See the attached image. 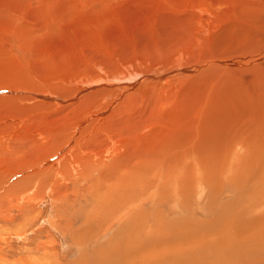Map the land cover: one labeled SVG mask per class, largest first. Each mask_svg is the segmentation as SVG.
Here are the masks:
<instances>
[{
	"label": "rangeland",
	"instance_id": "374dc122",
	"mask_svg": "<svg viewBox=\"0 0 264 264\" xmlns=\"http://www.w3.org/2000/svg\"><path fill=\"white\" fill-rule=\"evenodd\" d=\"M111 1L113 0H109L108 2H103L101 0H97V1L93 0V1H90L89 3L88 0H80L79 3H76V8H74L75 10L74 14L77 15V19L75 20L77 23L72 19L73 13L72 14L70 13L68 6L55 5L56 10L52 15L56 18L57 22L54 23L51 20L49 21V22H52L50 23V26L48 27L46 25L47 27H45L42 23L43 20H41V22L36 20L38 23V26L36 25L33 26V24L31 26L29 25L28 28L32 27L31 30H35V32H38L35 36H33L34 33L32 35L33 31L29 30L28 28L26 29L25 27H21L18 29L19 33L23 34V38H24L22 39L23 41L21 43L15 42L16 40L9 39L10 36L8 35H4L3 40H2V37L0 36V41H1L0 42L1 43L0 44L1 45L0 46V75L1 77L4 76L2 83L6 85L7 88L17 89L16 86L19 84V81H26V80L31 81V83L38 80L41 84H44V86L45 85L47 86L46 83L49 84V82L50 83L53 82L52 84H54V82L57 81V84L60 85L57 79L58 78L61 79L62 78L61 76H63L64 78H69L72 76H74V78H81L84 75H89V77L92 75L93 78H96V77H102L104 75L108 77L111 74L110 77H116V76L123 77L126 74H128L126 73L127 71L128 72L129 70L133 71L132 66L134 67L137 64H139L137 63V61L140 62L138 57L140 55H143V53L145 54L148 53L147 57L151 60L150 64L152 66H153V62L156 63L155 65L159 66V64L157 63V60L161 61L163 60L162 58H164V60L166 61V58L169 56V51L171 50L170 48L175 44V42L177 43V38L179 37H177V35H175L176 37L173 36L172 38L164 37L165 32L168 30L171 31L172 29L177 30L178 28L183 27L186 24V22L184 21L186 16L184 17L183 14L175 10L174 7L169 6L168 5L169 0L167 1L166 0H163V1L162 0L161 1L160 0H123L122 2L121 0H118V1L114 0L115 3L114 2L112 3ZM164 1H166V4L163 3ZM178 1L179 0H177V3ZM92 3L94 4L95 7L92 6L93 5ZM82 4H84V7L82 6ZM38 8H40V5L37 7H34L33 9L37 10ZM215 8L218 10L217 13L223 15L224 18L230 17L232 19L233 24H235L237 27H240V23L242 21V16H241L242 14H249V13L255 14L256 13L264 18V0H215ZM30 13L31 12L29 13L26 12V15L27 16L29 15L32 18H34V15L32 13L31 15ZM101 14L103 15L101 16ZM82 15L87 16L83 18V23H82L83 25L81 24ZM105 17L109 21V23L111 22L110 24L108 23L107 20H105V22L107 23L103 24V20L105 19ZM234 18H237L238 21L237 22L234 21ZM22 20L25 21L27 19L25 16H23ZM140 21H141V24H139ZM56 23L59 25L58 27L54 26L56 25ZM148 24H150L151 26L150 25L148 26ZM80 25L83 26L84 28L80 27ZM140 26L144 30H140L141 29ZM145 26L146 27L148 26L149 28L147 29L145 28ZM33 28H36V29H33ZM146 30H149V31H146ZM28 31L29 32L31 31L30 34ZM132 31L133 32L135 31V32L133 33ZM146 32L151 33V35ZM137 33L139 35H137ZM145 33L147 34L146 36H145ZM135 34L138 37L134 36ZM28 36H30L31 38ZM154 39L155 41H152ZM203 40H204V43L202 45L206 43L205 38ZM143 41H145L146 43ZM221 42L222 41H220L219 43ZM154 43H157V44L155 45ZM9 44H10V47H9ZM12 44H14L15 46H12ZM159 46H162V47L160 48ZM136 47L138 48L136 49ZM118 51L120 53V54L118 53L119 55H117ZM136 51L138 52L137 53L139 55L138 57L135 54ZM201 51L205 56L215 55L218 53H221L223 56H227V53L220 51L217 47L204 46L201 49ZM127 52H130V54L132 53L133 55H130ZM196 56L198 55L195 54L192 57H188L190 60L188 61L184 60L182 61V63L183 64L185 63V65L190 64L192 63L191 61L195 59L193 57H196ZM113 57L115 59H113ZM141 58L144 59V55L141 56ZM106 59L107 61H105ZM117 62L120 65L119 67H117L118 66ZM120 62L121 64H124L125 62L127 63L130 62V63L128 65H125L124 68L120 69L121 67ZM95 63H98L100 68L102 67L101 68L102 71L105 73H103L102 71L98 72L97 70H101V69H97L99 68V66L96 67L95 65L97 64ZM104 65H106L107 68L109 67V71L111 70L110 67L112 68L114 66L116 69L113 68L112 70L114 71L115 69V71L120 72V73L118 74L117 72L115 73L113 71H110L111 73L110 72L108 73L107 72L108 69L107 71H104L106 69V66ZM256 67L257 68H255L254 70L252 69V70L245 71V73H243L239 77L241 80H239V83L237 84L235 83L236 86H239V87H236V89L233 87L234 86L233 82H237L235 80H225V83L223 81L219 83L218 82L219 79L217 77L216 78L214 77L215 80L217 79L216 82L218 84L214 80L213 81L215 83L211 81L213 77L212 79L208 80L212 82V84L213 83L214 84L212 85L209 82L211 87L207 84L208 90L206 93L205 92L203 93V97H205V100L201 102L199 101L203 105H200V103L198 102L199 103L198 105L200 106V108L196 104V108L194 107L192 110L196 113V115L198 114L196 116V120L198 119V121H196L195 123L196 129H194L195 127H193L194 126L192 125L193 123L190 125V123L186 122L187 120H185V118L188 117V115L186 116L185 114L189 113L190 110L184 113L186 109L184 108L185 109L184 110L182 107H180L187 103L185 100L181 104H178L176 106L177 109L179 107L178 111L176 110L175 107H173V105L172 107L168 106L162 110L160 108L159 110L161 114L163 115V117L166 118V120L165 118L164 120H161L163 119V117L160 118V120L156 119L155 123L153 122V126H155L154 129L152 128L151 125H149L150 127L146 131V134H149L148 135L149 138L147 139L151 138L150 139L151 141L149 140L150 142H149V148H148V150H150L149 151L150 153H154L155 151H156L155 153L160 152V151H157L158 150L157 143H159L158 146H160L161 144L164 150L166 149L167 146L171 145L172 147V144H173L174 149L172 147V149L168 151L171 153L174 152V154L177 155L175 151L178 150V153L180 154L181 150L179 149L180 148L179 144L184 142L187 139H190L188 136H186V134H188L190 130L191 132H194V136L196 139L193 138V141L194 139L196 140L194 141L196 143V146L200 144L203 145L202 148H203V152L205 151V153L203 154L202 152L201 153L198 152L199 155H196L197 156L196 163L199 162V164L197 165V167L199 166V168L196 167V172L198 173L197 174L198 177L194 180V183L192 185L193 195L191 197H188V198L185 197V194L187 195L188 193L186 191L188 190L189 187L188 185L183 184L185 181L184 180L185 178H183L185 177V174L183 173L182 174L183 179L180 180V183L177 189L181 190V187H182L183 192H185L184 195L182 191H178L177 193L173 192V188L172 187L170 188V185L168 187V184H170L168 183L167 188L164 190L165 195H166L164 196V200H165L164 205H160L159 209L155 208L153 211H151L152 204L154 206H157V205L155 204V202L152 200L151 197H144L138 200L139 202H143L145 200V202L142 203L140 207H134L126 212L117 211L119 215L118 217L117 215H113V216L109 215L107 212V208L108 209H113V208H110L108 204L106 203V201L111 200L110 193L114 195V193L117 190V187L112 186V183H114L115 179L119 177L128 180L129 174H130L125 169H123V167L115 168L114 164L112 165L113 168H110L109 163L112 162L111 159L109 160L100 159V165H98L97 163H92L91 160H86V161H83V167L82 166H80L81 168L77 167L79 170L74 171L72 169L71 172L67 171L66 173H63L60 179L62 183L59 184L60 190L59 188H57L56 191L58 190V192L55 195L53 194L54 191L51 192L50 190H46V186L50 185V176L44 180H40L41 187H38L36 185L34 186V188H31L32 186H30V184L34 182L27 180V183H24L27 185H24V189L22 190L24 192L23 194H25L26 196H29L31 192L33 191L34 199L31 200L30 204L28 202L22 201L21 197H18L19 199L18 201L15 195H12L10 197V198L15 197L12 201H10L12 205L7 203L4 209L3 205L0 204L2 208L0 209V264H103V263L106 264V262L107 264L108 263L109 264L110 263L111 264L112 263L113 264H134V263L135 264L137 263L138 264H180L179 262L178 263L177 262L171 263V261H169L168 263L164 262L163 258L159 257V255L156 253L154 249H152L150 253L147 250L143 252L142 248L140 247L139 249L138 247L140 244L139 242L141 241V239L148 237L149 239L144 240L141 244L145 248H156L164 244V241H165L164 236L166 235H164L163 233L173 234V232H176V233L180 232V233H189L190 234L189 236L191 235L197 236L196 235L197 233L195 234L190 233V231H193V232L201 231L202 234H211L210 235L211 237H208V238L207 236L205 237L199 236L201 237V239H205L208 241H213V240L221 241V236H225L224 232L226 234L227 229L229 231L231 228V232L233 231L231 226H233V228L235 227L234 222L239 220V222H244L247 225L249 222L253 221L252 219L254 217L256 219L257 215H261L263 217V214H264V195H263L264 194V138H263L264 137V132H263L264 131V117H263L264 102L261 101V105L263 106H261L262 110L259 111L260 101L257 102L256 99H259V97L263 95L262 94L260 96V94L264 92L263 89L261 90L262 92H260V87H259L260 82L264 81V69H260L262 68V66L260 68L258 66ZM117 68L120 70L118 71ZM86 73H91V75L86 74ZM56 75H58L57 78H56ZM214 75H219V74L216 73ZM5 76L9 77V79H7ZM250 76H252L253 78L258 77L256 80L257 83L254 80L255 83L253 82L252 85L246 86L248 88H244L246 82L247 83L252 82L249 80ZM49 77L53 80H51ZM241 83H242L241 86L243 88L240 86ZM54 85H56V83ZM156 86H157L156 88H158V85ZM214 86L216 89L214 88ZM71 88L69 89V92H72L73 90H75L73 87ZM211 90H212V94H211ZM214 90H216V92ZM50 92L51 94L55 93L54 95L56 96L60 93L59 91H54V93H52L53 91L49 90V93ZM231 93H233V95ZM5 94L6 93H0V97L6 96L5 97L6 99L0 98V113H1L0 114L1 116L0 117V123H1L0 129L2 127L1 129L2 131L0 130V142L1 141L2 142L0 144H5V148H4L5 150L3 152L7 151L11 145L13 146V147L11 146V148L9 149V151L11 150L12 152L10 151L9 152L10 154H7L6 159L4 160L7 162L8 166L15 165L17 167L19 166L21 167L23 165V162H27L28 159H31L34 157L35 152L32 151V149L35 148L36 150L37 147L35 145H26L25 146L26 147L25 149H27L26 152H24L25 149L22 151L17 150V147L18 149L19 147L20 148L24 147L22 144L26 142L27 139L28 141H31L32 135L29 133L30 130L32 129L37 130L42 124V123L38 124V122H35V121L36 120L39 121L40 117L41 118L44 117V116H41L42 113L44 115L54 114V111L52 110L54 109L56 110V107L54 105L46 104L43 102L44 104L47 105L46 107L44 105V107L46 108L45 109L43 107V104H39L40 101L35 100L33 97H31L32 95H29L28 93H25V92L17 91L16 93H14L15 95L13 94L5 95ZM67 94L68 92L61 93V95H63L62 97H65ZM156 94L157 93H155L154 95L152 92L150 100L152 99L153 95L154 97L157 96L156 98H161L159 95H156ZM25 95H29L30 97L27 96L26 98ZM61 95L59 94V96ZM249 98L251 100L255 99L256 101L255 104L258 107V109L254 108V110H252L253 112L257 109L256 110L257 113L254 112L252 114V113H249L251 111L248 112L250 115H252L251 116L252 118L250 120L252 121L254 117L256 118L259 117V119L263 120L262 122L258 124L259 126L255 125L254 128L251 127L253 126V124H251V126H247V124L249 125V122L245 121L244 120L245 117H243V115H246L245 110L243 108V105H239L240 102L241 104L243 103L245 105H248L247 101H250L249 103H251L252 101ZM120 99H121L120 100L121 102L117 101L116 104L111 107L112 110H114L115 108H118L119 105L123 102V100L125 103L126 99L124 97H121ZM142 101L144 102V99H137V101H135V103H140V104L139 106L135 107L134 111L144 107V103ZM235 102H238V103H235ZM151 103L152 102L149 101L148 108L150 107ZM221 103L223 105H221ZM38 104L42 106H39ZM35 105L37 106L36 109L39 108L38 112L35 113L34 111H32L30 113L29 109L27 108L34 110V108L36 107ZM29 106H32V107H29ZM193 106H195V104ZM48 107L52 109L50 110ZM191 107L192 105L190 106L189 109H191ZM156 108H159V107H156ZM230 108L231 110H233L232 112L231 110H229ZM154 109L155 108L152 107L151 109L152 113H155ZM196 109H198L197 112H196ZM226 109L227 111H225ZM27 110L31 117L28 115ZM157 110L158 109H155L156 113H158ZM23 111H24V114L27 113V116H29L30 118H27V116L23 114ZM55 113L56 115L54 117L52 116V119L53 118L55 119L60 116L58 113V110ZM237 113L239 116L237 115ZM22 114L26 117V119H24L25 117H23ZM254 114H257V116L256 115L253 116ZM35 115L37 118L38 116H40L38 118L39 120L35 119L36 118ZM2 116L4 118H2ZM180 116L182 118H180ZM247 116L248 115H246V117ZM22 117L25 122L23 123V121H21L20 125H18V123L16 125V120L18 121V119H21ZM239 117L243 119L241 118L239 119ZM248 118L249 117H247V119ZM256 118H254L253 120H256ZM32 119L34 120L33 124H31ZM220 119H222V121H219ZM174 120H176L175 123L177 124H175L174 122L172 123V121ZM219 122L221 124L223 122V125L219 124L220 125L219 126L218 125ZM35 123L37 124L35 126L36 128L33 127ZM123 123L124 122H122V124ZM226 123H228V125ZM242 123L243 124L246 123V124L243 125ZM149 124H152V123H149ZM23 125L29 128L28 133L30 136L28 135V133H25V132L21 133V131L25 129L24 127L20 129V127ZM30 125L32 126L31 129H30L31 127ZM87 125L88 124L82 126V128L84 129ZM188 125L190 127L191 126L193 127V128L192 127L189 128V131L187 128L189 127ZM12 127L15 129H13ZM27 127L25 130L28 129ZM158 127H160V129ZM255 128L257 131L255 130ZM162 129L164 130L163 132L161 131ZM192 129L196 131H193ZM247 129H249V131L251 130L250 133ZM80 130L81 129H79L78 132H76V135L79 133ZM254 130L257 133H255ZM151 131H153V137L152 135H150ZM19 132L21 134H19ZM136 132H140L139 129L138 130L134 129V133ZM14 133H18V135L20 136H18L17 138L16 134ZM237 133H238V136H237ZM208 134H212V135H208ZM23 136L24 137L27 136V137L24 138ZM69 136H73L72 130L71 132H69ZM171 140L174 142L169 143L171 142ZM21 141L23 142L21 143ZM197 142H200V144ZM214 142L215 144H217L216 146H214L215 145ZM221 142L222 144H220ZM17 143L19 145H17ZM27 143H24V144H27ZM210 143H211V146H210ZM142 144H147V143H142ZM177 146H179V148H176ZM205 146L206 148H204ZM187 147L188 145H184L185 149ZM211 147L214 148V150L212 148V152L216 151V154L215 152L214 153L211 152ZM13 148L16 150V152H14L15 150H13ZM218 148H219V151H218ZM227 151L229 152L227 153ZM14 154H15L14 158L16 159L14 162L16 163V161H19L18 165L17 163L14 164V162L12 164H9V159L12 161V159H14L12 157ZM10 156L12 158H10ZM202 156H206L207 158L206 157L203 158ZM0 157L2 158V155ZM185 157L182 158L181 160L184 159L186 161L187 156ZM174 158L175 157L172 154H170L168 158L169 162L167 163L169 164L167 165L168 167L166 166V169L168 168L166 170L167 174L165 173L167 179L169 175L172 173V171L170 170V167L172 165L171 163L176 162ZM54 160L55 159L52 157L51 160L49 159V163H52ZM42 168L43 167L41 165H38L37 163L34 169H31V170L25 169L18 176L11 175L5 178L4 176H2L0 178V185H1L0 188H2L0 189L1 190L0 193L4 194V191H5L4 189H6L9 184H10L9 186H11V184L14 183L13 181L16 182V180L18 179L20 180L22 176H26V175L32 176L33 173H35L36 171ZM197 170H199V172ZM7 171L8 170H6L5 173ZM102 173L103 175H101ZM101 176H103L102 177L103 179L101 178ZM233 186H236L237 189L235 190ZM110 187H111V190H110ZM249 188L251 190H248ZM38 189H40V192ZM239 190L240 191L243 190L244 192V194L242 193L243 196H238L240 195ZM36 191L39 194L36 193ZM245 192L247 193L245 194ZM172 193L175 196L171 195ZM255 194H257V196ZM38 195L40 196L37 197ZM17 196H20V194L18 193ZM236 196L238 198L242 197L239 200L240 202L237 200L238 205L242 203L241 206L239 205L240 209L237 210L240 212H236L235 210L227 211L228 209L227 202L231 203V201L234 200ZM188 199L191 200V203L190 205H188V209L186 210V212H183V209L186 208ZM155 201L159 203V200L157 197H155ZM218 203H222V204L225 203L226 205L216 206ZM244 204L246 206H244ZM222 207L223 209L225 208L224 211L226 210L223 213V216L222 215L220 217L216 216L220 214V210L222 209ZM246 207L248 208V210L246 209V211L243 212L242 214L241 210H243ZM99 208H101V210H103L105 214H101L100 217H94L90 214V211H93V210L99 211L100 210ZM234 212L237 213V216H239V218L236 217V214H235L234 215L235 219L233 221ZM134 216L140 217V219H144V222L142 223L135 222V225L133 228L134 230L131 231L132 233L129 232L130 234H128L124 227L125 217L135 218ZM159 217H161V219H159ZM218 217L221 219V222L219 225L222 226V227L219 226V228H218V224L216 223L217 219H219ZM146 219L150 220L148 224L150 226L149 232H148L147 227L144 229L145 231L142 230L144 227H142V229H139L140 231L142 230L143 233L142 231L134 232L137 227L145 223ZM183 219H186V220H183ZM258 220L259 219L257 218L255 220L256 223L254 222L255 224L253 223L247 229H244V226H243V229H241L240 231L238 232L233 231L232 233L233 238L239 235L242 237V238L241 237L239 238H241L242 241L245 243L252 242L251 244H255L256 246H259V245L262 246V244L264 243V237H263L264 218L261 221H258ZM196 221H202V224H197ZM88 223L90 224V226H88L89 225ZM227 223L230 225H228ZM157 236H161V238L159 240H154ZM86 237L87 239H85ZM212 237L213 238L215 237V239H212ZM216 237L218 240H216ZM229 241L233 242L234 239H229ZM115 242H117L115 244L116 247L114 245ZM118 242L121 244H119ZM171 242H174V241H171ZM178 242L176 244V248H177L176 250L177 251L180 250L179 251L180 255H185V253L186 255H188L187 252L191 250L192 247L189 245H187L189 246L187 247L185 241H178ZM232 242L230 243V246H233ZM141 252L142 254L140 255L139 253ZM127 253L129 255L128 257L126 256ZM207 253L209 254V251H207ZM207 253L205 254L208 255ZM163 254H165V250L162 252V255ZM124 257L127 259H125Z\"/></svg>",
	"mask_w": 264,
	"mask_h": 264
},
{
	"label": "bare ground",
	"instance_id": "6f19581e",
	"mask_svg": "<svg viewBox=\"0 0 264 264\" xmlns=\"http://www.w3.org/2000/svg\"><path fill=\"white\" fill-rule=\"evenodd\" d=\"M88 1L90 3V1H93V0H88ZM94 1H97V0H94ZM101 1L108 2L109 0H101ZM122 1L123 0H121V2ZM166 1H164L163 3L166 4ZM79 2H80V0H0V36L2 37V40H3V36L8 35V36H10V38L8 37L9 39L16 40L15 42L21 43L23 41L22 39H24V38H23V34L19 33V31H18L19 28L25 27L27 29L29 27V25L31 26L32 24H33V26H35V25L38 26L37 21L41 22V20H43L42 23L45 27L50 26V23H52V22H49V21H51V20L54 23L57 22L56 18L52 15L56 10L55 5L68 6L70 13L71 14L73 13L72 19L75 21L77 19V15L74 14V11H75L74 8H76V3H79ZM111 2L113 3L114 0ZM39 5H40V8H38L37 10L33 9L34 7H37ZM168 5L171 7H174L175 10H177L181 14H183L184 17L186 16L185 20H184L186 22V24L183 27L178 28L177 30L172 29L171 31L168 30L165 32L164 37L172 38L173 36L177 35V37H179V38H177V43L175 42V44L170 48L171 50L169 51V56L166 58V61L164 60V58H162L163 60H161V61L157 60V63L159 64V66L155 65L156 64L155 62H153V66L150 64L151 60L147 57L148 53L147 54L143 53V55H144V59H143V58H141V56H143V55L139 56L137 54L138 52L136 51L135 54L137 55V57L139 56L138 59L140 62L137 61V63H139V64H137L134 67L131 64L133 71L128 69L129 72L128 71L126 72L128 74H126L125 76H123L124 75L123 74L122 75L123 77H118V76L110 77L111 74L108 77H106L103 74L104 76H102V77L93 78L91 73H86V74H90L92 77L91 76L89 77V75H84L81 78H74V76L69 77V78H64L63 76H61L62 77L61 79L60 78L57 79L59 81L60 85L57 84V81H55L54 84L56 83V85L52 84L53 82L52 83L49 82V84L46 83L47 84V86L45 85L46 87L44 86V84H41L38 80L35 82H32V83H31V81H27V80L26 81H19V84L16 86L17 89H11V88H7V86L2 83L4 76L1 77V75H0V93L15 95L14 93H16L17 91H21V92L28 93L29 95H32L31 97H33L37 101H40V103L39 102H37V103L43 104V107H44V105L46 107L47 106L46 104L54 105L56 107V110L55 109L52 110V111H54V114L44 115L42 113L41 116H44L42 118L37 115L38 118L40 117L39 118L40 120L42 119L41 120L42 122L35 115V117H36L35 119L39 120V121L36 120L35 122H38V124L42 123L43 126L41 124L39 129L30 130L29 133L32 135L31 141H28V139H27L28 143L26 141L24 143H27V144H24V143L22 144L24 147H22V145H21L22 148L19 147V149H18V147H17V150H19V151L24 150L26 148L25 147L26 145H35L37 147L36 150H35V148L32 149V151L35 152L34 157L31 159H28L27 162H23V165L21 167L20 166L17 167L15 165L8 166L7 162L4 160L6 159L7 154H10L9 152L11 150L9 151V149L11 148L12 145L9 143L11 145V146L9 145L10 148L8 150L6 149L7 151L3 152L5 150L4 149L5 144H0V156L2 155V158L0 157V178L2 176H4V178L11 176V175L18 176L25 169H29V170L34 169L36 167L37 163H38V165H41L43 167L42 169L33 173L32 176H30V175L22 176L20 180L18 179V180H16V182L13 181L14 183L12 182L13 184H11V186H9L10 185L9 184L8 187L6 189H4L5 191L3 190L4 194L0 193V204L3 205L4 209H5V205L7 203L12 205L10 203V201H12L15 197L17 199H18V197H21L22 201L28 202L29 204H30L31 200L34 199L33 191L31 192V194L29 192V194H30L29 196H26L25 194H23L24 192L22 189H24V185H27V184H24V183H27V180L34 182V183L30 184V186H32L31 188H34V186H36V185L38 187H41L40 186V180H44L50 176V185L46 186V190H50L51 192L54 191L53 194L55 195L58 192V190L56 191V189L59 188L60 187L59 184L62 183L60 180L62 174L66 173L67 171L71 172L72 169L74 171L79 170L77 167H80V166L83 167V161H86V160H91L92 163H97L98 165H100V159H102V160L111 159L112 162L109 163L110 168H113L112 165L114 164L115 168L116 167H118V168L123 167V169H125L127 172L130 173L128 180L119 177V178L115 179L114 183H112V186L117 187V190L114 193V195H112V193H110L111 200L106 201L108 206L110 208H113V209L107 208L108 214L112 215V216L117 215V217H118L119 215H118L117 211L126 212V211H128L134 207H140L141 204L145 202V200L143 202H139L138 200L141 198H144V197H151L152 200L157 205V206H154L152 204L151 211H153L155 208L159 209V206L164 205V202H165L164 196H166V195H165L164 190L167 188V184L170 183V184H168V187L170 185V188L171 187L173 188V192H175V193H177L178 191L183 192L182 187H181V190L177 189V187L180 183V180L183 178H185L184 179L185 181L183 180L184 181L183 184L188 185V187H189L188 190L186 191V192H188L187 195L185 194V192H183V195L185 194L186 198L191 197L193 195L192 185L194 183V180L198 177L197 176L198 173L196 172V167L199 164V162L196 163V161H197L196 155H199V153H201V152L203 154L205 153V151L203 152V148H202L203 145L200 144V142H197V143H199L202 146H200V145L196 146V143L194 142V141H196L195 140L196 138L194 136V132H191V130H190V132H188V134H186V136H188L190 139H187L184 142L180 143L179 144L180 148H179V146L176 147V148H179L181 150L180 154L178 153V150L175 151V153L178 155L177 156L174 154V152L171 153L168 151V150L172 149L173 144H172V147H171V145L167 146L166 149L164 150L162 148L163 146H161V144H160V146H158L159 143H157V147H158L157 151H160V152L155 153L156 151L154 150L155 151L154 153H150L149 152L150 150H148V148H149V142L151 141L150 140L151 138L147 139V138H149L148 137L149 134H146V131L150 127L149 125H151L152 128L154 129L155 126H153V122L155 123L156 119L160 120V118L163 117V115L161 114V112L159 110L160 108L162 110L168 106L172 107V105H173V107L176 108V106L178 104H181L184 100L187 103L183 106H180V107H182L183 109L184 108L186 109V110L184 109L185 110L184 113H186L190 110L189 113L185 114L186 116L188 115V117L185 116L186 117L185 120H187L186 122L190 123V125L193 123L192 125H194L193 127H195V123H196V121H198V119L196 120V116L198 114L196 115V113L192 110L194 107L196 108V104H197V106H199L198 104L201 101L205 100V97H203V93L207 92L208 85L211 87L210 83L212 84V82L217 81V79L215 80L214 77L215 78L217 77L219 79V81H218L219 83L222 81L225 83V80L237 81V82H233L234 83L233 87L236 89V87H239V86H236L235 83L236 84L239 83V80H241L239 77L243 73H245V71L252 70V69L254 70L255 68H257L256 66H258L259 68L262 66V68H260V69H264L263 68L264 67L263 66L264 65V40H263L264 39V18L262 16H260L259 14H256V13L255 14H253V13L242 14L241 15L242 21L240 23V27H237L235 24H233L232 19L230 17L224 18L223 15L217 13L218 10L215 8V0H179L178 3H177V0L176 1L169 0ZM82 6L84 7V4H82ZM92 6H94V4ZM26 12H28V13L31 12L34 15V18H32L29 15L27 16ZM103 14H101V16ZM146 15H147V13H146ZM23 16H25L27 20L23 21L22 20ZM84 17H87V16L82 15L81 24L83 23ZM105 20H107L106 17L103 20V24L107 23V22H105ZM234 21L237 22L238 19L234 18ZM108 23H109V21H108ZM142 23H143V21H142ZM139 24H141V21ZM149 25L150 24H148V26ZM54 26L58 27L59 25L56 23V25H54ZM141 26H140V28H141ZM148 26L147 27L145 26V28L148 29L149 28ZM80 27H83V26L80 25ZM137 27H139V26H137ZM31 28H28V29L31 30ZM33 29H36V28H33ZM37 29H38V27H37ZM140 30H144V29L141 28ZM31 31H33L32 35L34 33L33 36H35L38 33V32H35V30H31ZM146 31H149V30H146ZM30 32H29V34H30ZM150 32H152V31H150ZM138 33H137V35H139ZM143 33H144V31H143ZM146 33H148V32H146ZM146 33H145V36L147 35ZM148 34L151 35V33H148ZM137 35L135 34L134 36H137ZM28 37H30V36H28ZM204 38H205L206 43L204 45H202L204 43V40H203ZM152 41H155V39ZM220 41H222V42L219 43ZM143 42H145V41H143ZM154 44L156 45L157 43H154ZM12 46H15V45L12 44ZM204 46L217 47L220 51L227 53V56H223L221 53H218L215 55L205 56L201 51V49ZM9 47H10V44H9ZM159 47L161 48L162 46H159ZM159 47H157V48H159ZM137 48L138 47H136V49ZM118 53H119V51L117 52V55L120 54V53L119 54ZM127 53L130 54V52H127ZM195 54L198 56L193 57L195 59L191 61L192 63L186 64V65H185V63L184 64L182 63V61H184V60H186V61L190 60L188 57H192ZM130 55H133V54L131 53ZM113 59H115V58L113 57ZM105 61H107V59ZM104 63H106V62H104ZM122 63H124V62H122ZM125 63L121 64V62H120V64H121L120 69L124 68L125 65H128L130 62L129 63L125 62ZM95 64H97V65H95L96 67L99 66L98 63H95ZM104 66H106V65H104ZM119 66L120 65L118 63L117 67H119ZM101 68L99 66V68H97V69H101ZM113 68H115V67L114 66L112 68L110 67V69H111L110 71H113L112 70ZM107 69H108V71H107ZM115 69L113 72L116 73L117 71H115ZM120 69H118V71ZM91 70H93V69H91ZM97 71L100 72V71H102V69L97 70ZM104 71H107L109 73L110 72L109 67L107 68V66H106V69ZM123 72H124V70H123ZM103 73H105V72H103ZM117 73L119 74L120 72H117ZM121 73H122V71H121ZM216 73L219 75H214ZM70 75H72V74H70ZM57 76L58 75H56V78H57ZM212 77H213V79H212ZM6 78L9 79V77H6ZM254 78L252 76H250L249 80L252 82H248V83L246 82L244 88H248L246 86L252 85L254 80L256 82L258 77L255 79ZM209 79H212L211 80L212 82L208 81ZM51 80H53V79H51ZM41 85H43V86H41ZM156 85H158V88H156L157 87ZM241 85H242V83L240 84V86ZM39 86H41V87H39ZM215 86H216V84H215ZM215 86H214V88H215ZM69 87L70 88L73 87L75 90H73L72 92H69V89H70ZM259 87H260V92H262L261 90L262 89L264 90V81L260 82ZM218 88H220V87H218ZM49 90L53 91L52 93H54V91H59L60 95H61V93H67V92H68V94L65 97H62L63 95L59 96V94L56 96V95H54L55 93L54 94H51V92L49 93ZM71 90H72V88H71ZM151 91L153 92L154 95H155V93H157L156 95H159L161 98H156L157 96L154 97V95H153L152 99L150 100L151 93H152ZM214 91L216 92V90H214ZM211 94H212V90H211ZM231 94L233 95V93H231ZM256 94H257V92H256ZM29 95H25V97L27 98V96H29ZM260 96L261 97H259V99H256L257 102L260 101L259 111L262 110L261 106H263V105H261V101L264 102L263 101L264 100V92L261 93ZM5 97L6 96L0 97V98H5ZM121 97H124L126 99L125 103L123 100V102L119 105L118 108H115L114 110H112L111 107L114 106L117 101H120ZM137 99H144V102L142 101L144 103V107L134 111L135 107L139 106V104H140V103H135V101H137ZM149 101H151L153 104L151 103L150 107L148 108ZM251 101H252L251 103H249L250 101H247L248 105H245L243 103L241 104V102L239 103V105H243V108L245 110V114L248 115L247 117H249L247 119L246 115H243V117H245L244 120L249 122V125L247 124V126H251V124H253V126H251V127L254 128L255 125L259 126L258 124L260 122H262L263 120L259 119V117H257V118L254 117V118H256V120H253L254 118L252 119V121L250 120L252 118L251 117L252 115H250L249 113H252V114L254 112L257 113L256 110L258 109V107L255 104L256 103L255 99H253ZM43 102L46 104H44ZM224 102H226V101H224ZM30 103H32V102H30ZM235 103H238V102H235ZM27 104H28V102H27ZM194 104H195V106H193ZM229 104H231V103H229ZM191 105H192V107H191V109H189ZM200 105H203V104L200 103ZM221 105H223V104L221 103ZM39 106H42V105H39ZM29 107H32V106H29ZM152 107L155 109H158L157 110L158 113H156L155 109H154L155 113H152V111H151ZM156 107H159V108H156ZM36 108H37V106L34 108V110H31L30 108H27V109H29L30 113L32 111H34L36 113V112H38V109H39V108L38 109H36ZM199 108H200V106H199ZM254 108H257V109L252 112V110H254ZM35 109H36V111H35ZM110 109H111V111H110ZM178 109H179V107H178ZM178 109L176 108L177 111H178ZM57 110H58V113L60 116L55 118V119L54 118L52 119V116L54 117L56 115L55 112ZM229 110H231V108ZM240 110H242V109H240ZM197 111H198V109H196V112ZM225 111H227V109ZM232 111L233 110H231V112ZM249 111H251V112H249ZM25 112H26V110H25ZM45 112H47V111H45ZM246 112L247 113L249 112V113L247 114ZM27 113H28V110H27ZM27 113L24 114V111H23V114L26 116H27ZM228 114H227V116H228ZM14 115H13V117H14ZM24 115H23V117H25ZM28 115H29V113H28ZM237 115H238V113H237ZM241 115H242V113H241ZM255 115L257 116V114H254L253 116H255ZM29 116H27V118L31 117V116L30 117ZM23 117L21 119L17 118L18 121L15 119L16 125H17V123H18V125H20L21 121H23V123L25 122L23 120ZM235 117H236V115H235ZM241 117H239V119ZM263 117H264V115H263ZM2 118H4V117L2 116ZM164 118L165 117H163V119H161V120H164ZM180 118H182V117L180 116ZM24 119H26V117ZM33 119H32L31 124H33V122H34ZM175 119H176V117H175ZM241 119H243V118H241ZM27 120H29V119H27ZM165 120H166V118H165ZM175 121L176 120L172 121V123L173 122L175 123ZM179 121H181V120H179ZM208 121H210V120H208ZM219 121H222V119H220ZM228 121H230V120H228ZM122 122H124V123L122 124ZM149 123H152V124H149ZM246 123H244V124H246ZM86 124H88V125L83 129L82 126H84ZM175 124H177V123H175ZM219 124L223 125V122H222V124L219 122L218 125ZM226 124L228 125V123H226ZM36 125L37 124L35 123L33 127H35ZM158 125H160V124H158ZM22 127H24L26 129L27 126L23 125L20 127V129H22ZM191 127L190 126L187 127L188 131H189V128H191ZM31 128H32V126L30 127V129ZM158 128L160 129V127H158ZM1 129H2V127H1ZM3 129H4V127H3ZM13 129H15V128H13ZM79 129H81V130L76 135V132H78ZM134 129L135 130L139 129L140 132L134 133ZM171 129H169V130H171ZM194 129H196V127ZM194 129H192V130L196 131ZM232 129H230V130H232ZM235 129H237V128H235ZM249 129H250V127H249ZM249 129H247V130L249 131ZM24 130L21 131V133H23V132L28 133L29 128L25 131ZM71 130H72V135L74 137L69 136V132H71ZM255 130H256V128H255ZM161 131L163 132L164 130L162 129ZM250 131H249V133H250ZM256 131H255V133H257ZM21 133L19 132V134H21ZM29 133H28V135H29ZM14 134H16L17 138H18V136H20V135H18V133H14ZM228 134H230V133H228ZM150 135H152V137H153V131H151ZM169 135H171V134H169ZM208 135H212V134H208ZM237 136H238V133H237ZM25 137H27V136H25ZM174 138H176V137H174ZM193 138H195L194 141H193ZM219 138H221V137H219ZM6 139H8V138H6ZM156 139H158V138H156ZM183 139H184V137H183ZM198 139H199V137H198ZM16 141H18V140H16ZM220 141H221V139H220ZM22 142L23 141H21V143ZM172 142H174V141L171 140V142H169V143H172ZM222 142L220 144H222ZM5 143H7V142H5ZM142 143H147V144H142ZM205 143H207V142H205ZM211 143H210V146H211ZM174 144H176V143H174ZM214 144H215V142H214ZM255 144H256V142H255ZM17 145H19V144L17 143ZM184 145H188V147L185 149ZM216 145L217 144H215L214 146H216ZM68 146H70V147H68ZM213 147H211V152H212ZM204 148H206V146ZM173 149H174V147H173ZM207 149H209V148H207ZM253 149H255V148H253ZM13 150H15V149L13 148ZM213 150H214V148H213ZM26 151H27V149H25L24 152H26ZM218 151H219V148H218ZM14 152H16V150ZM214 152L216 154V151H213L212 153H214ZM228 152L229 151H227V153ZM248 153H250V152H248ZM3 154H5V155H3ZM170 154H172L175 157L174 159L176 162L171 163L172 165L170 167V170L172 171V173L169 175V177L167 179L166 178V174H167L166 170L168 168L166 169V166L169 164L167 162H169L168 158H169ZM14 156H15V154L12 157L14 158ZM185 156H187V160L186 161L184 159L181 160ZM206 156H202V157L205 158ZM12 157L10 156V158H12ZM52 157L55 160L52 163H49V159L51 160ZM88 158H90V159H88ZM15 160H16L15 158L12 159V161L9 159V164H12ZM216 160H217V158H216ZM4 163H6V164H4ZM16 163L18 165L19 161H16ZM16 163L14 162V164H16ZM197 168H199V166ZM6 170H8V171L5 173ZM197 171L199 172V170H197ZM183 173L185 174V177L182 178ZM101 175H103V173ZM102 177L103 176H101V178ZM171 185H173V186H171ZM63 186H65V185H63ZM25 187H27V186H25ZM233 187L235 188V190L237 189L236 186H233ZM250 187H252V186H250ZM0 189H2V188H0ZM38 190L40 192V189H38ZM59 190H60V188H59ZM110 190H111V187H110ZM248 190H251V189L249 188ZM239 192H240V195H238V196H243V194H244L243 190H241V191L239 190ZM247 192H245V194ZM18 193L20 194V196H17ZM36 193H38V192L36 191ZM255 193H257V192H255ZM12 195H15V197L10 198ZM171 195H174V194L172 193ZM255 195L257 196V194H255ZM39 196L40 195H38L37 197H39ZM155 197L158 198L159 203H157L155 201ZM241 198L242 197L238 198L236 196V198L234 200H232L231 203L227 202V204H228L227 211L228 210L229 211L235 210L236 212H240L237 210L240 209L239 205L241 206V204H242V203H240L238 205V201ZM18 201H19V199H18ZM18 201H17V203H18ZM257 202H258V200H257ZM190 203H191V200L188 199L187 204H186V208L183 209V212H186V210L188 209V205H190ZM225 203L224 204L218 203L216 206H220V205L225 206L226 205ZM110 205H112V206H110ZM254 205H255V203H254ZM244 206H246V205L244 204ZM106 207H105V209H106ZM229 207H230V209H229ZM101 208H99L100 210L98 209L99 211H97V210L90 211V214L94 217H100L101 214H105V212H103V210H101ZM0 209H2L1 206H0ZM222 209H223V207H222ZM224 209L222 211L220 210V214H218L216 216H219V217L221 215L223 216V213L226 211V210L224 211ZM246 209L248 210L247 207L244 208L243 210H241L242 214H243V212L246 211ZM208 214H210V213H208ZM235 214H236V217L239 218V216H237V213H235V212L233 213V216ZM138 215H140V214H138ZM134 217L135 218L125 217L124 227H125L128 234H130L129 232L134 230L133 228H134L135 222H140V223L144 222V219H140V217H137V216H134ZM257 218L259 219L258 221L263 220L264 214H263V217L261 215H257ZM159 219H161V217H159ZM186 219H188V218H186ZM186 219H183V220H186ZM219 219H217V222L215 221L218 224V228H219V226L222 227L221 225H219L221 222V219L220 220ZM234 219H235V216L233 218V221H234ZM256 219L254 217L252 219L253 221L249 222L247 225H246V223L239 222V220H238V221L234 222L235 224L233 223L235 225L234 228H233V226H231L232 230L235 232H238L241 229H243V226H244V229H247L254 222L256 223V221H255ZM148 220L149 219H146L145 223L142 224L141 226L137 227L134 232L140 231L139 229H142V227H144L142 230H144L147 227L148 232H149L150 226L148 224H149L150 220L149 221ZM249 220H250V218H249ZM196 222H197V224H202V221H196ZM228 223H230V222H228ZM260 223H262V222H260ZM228 225H230V224H228ZM88 226H90V224ZM119 230H120V228H119ZM179 231H181V230H179ZM233 231L231 232V228L229 231L227 229V233L225 234V232H224L225 236H221V241H219L217 239L218 236L216 237V240H218V241H214V240L208 241L205 239H201V237H199V236H202V237L207 236V238L211 237L210 236L211 234H202L201 231H197V232L190 231V233H194V234L197 233L196 234L197 236H195V235L189 236L190 235L189 233H180V232H178V233L173 232V234L163 233L164 235H166V236H164L165 241H164V244L160 245L159 247L145 248L141 243L144 240L149 239L148 237L141 239L138 247H139V249L141 247L143 252H145L147 250V251H149V253L151 252L152 249H154L156 251V253L159 255V257H162L163 261L166 263L171 261V263L172 262H174V263L179 262L180 264H264V243L262 244V246L261 245L256 246L255 244H251L252 242L251 243H249V242L245 243L242 241V239H241L242 237L239 235L235 236V238H233V235H232ZM140 232H139V234H140ZM142 233H143V231H142ZM234 235H235V233H234ZM239 237H241V238H239ZM263 237H264V235H263ZM160 238H161V236H157L154 240H159ZM85 239H87V237ZM212 239H215V237L214 238L212 237ZM229 239H234V241L233 242L229 241ZM171 241H174V242H171ZM178 241H185L186 246L187 245L191 246L193 250L190 248L191 250H189L187 252L188 255H186V253H185V255H180V252H179L180 250L179 251L176 250L177 249L176 244ZM231 242L233 243V246H230ZM116 243L117 242H115L114 245ZM123 243H124V241H123ZM119 244H121V243H119ZM189 246H187V247H189ZM115 247H116V245H115ZM121 247H119V248H121ZM123 247H124V245H123ZM134 248H135V246H134ZM164 250H165V254L162 255V252ZM202 250H203V252H202ZM207 251H209V254L207 253ZM182 253H183V251H182ZM205 253H207L208 255H206ZM139 254L141 255L142 252ZM126 256L127 257L129 256L128 253L126 254ZM147 256H148V254H147ZM131 257H133V256H131ZM117 259H119V258H117ZM125 259H127V258H125ZM83 260H84V258H83ZM103 262H104V260H103ZM99 263H100V261H99ZM106 264H107V262H106Z\"/></svg>",
	"mask_w": 264,
	"mask_h": 264
}]
</instances>
